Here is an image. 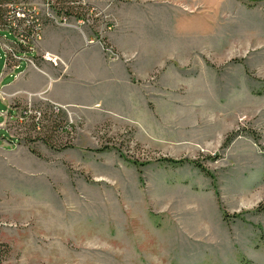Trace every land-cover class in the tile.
Segmentation results:
<instances>
[{"label": "rangeland", "instance_id": "1", "mask_svg": "<svg viewBox=\"0 0 264 264\" xmlns=\"http://www.w3.org/2000/svg\"><path fill=\"white\" fill-rule=\"evenodd\" d=\"M185 1L164 5L168 42L121 43L131 59L104 42L112 17L51 9L43 33L48 22L96 26L102 41L87 42L123 76L94 86L75 60L71 105L36 101L35 119L0 125L14 138H0L7 264H264V0Z\"/></svg>", "mask_w": 264, "mask_h": 264}, {"label": "crops", "instance_id": "2", "mask_svg": "<svg viewBox=\"0 0 264 264\" xmlns=\"http://www.w3.org/2000/svg\"><path fill=\"white\" fill-rule=\"evenodd\" d=\"M86 1L88 15L93 14L95 18L97 17V22H102L106 15L116 21V23L114 22L115 28L104 34V42H109L119 49L127 59H131V55H136L137 52L134 50L132 52V49L125 48L121 43L169 41L168 32L164 29V25L167 24H164L162 20L164 18L163 10L166 9L165 18L168 17L169 10L164 5L176 0H119L118 2L114 0L115 3L110 6V10L105 8L100 0ZM195 1L186 0L185 2L188 6L193 7ZM154 9L162 11L161 17L146 15L145 12H154ZM124 17L129 20L128 23L124 22ZM150 19L153 21H149ZM155 19L156 21H154ZM151 28L158 30L159 34L157 33L156 37L150 34ZM94 29L95 32L90 33L83 28L79 29L71 25L59 26L54 22L46 23L37 51L39 55L49 53L53 57H59L61 65L55 67L46 61L43 64L44 60L39 56L37 63L43 68L41 70L33 68L24 61L17 65L6 66V50L3 45L13 46L15 40H9L6 34H0V125L6 123L9 118H15V105H32L36 101L64 106L71 105L69 100L72 96L70 95L71 88L68 85L70 81H74L71 75H75L74 69H72L75 60L77 62L84 60L86 71L81 69L78 64L76 67L80 69L78 71L83 76L82 81L94 86L105 83L107 79L115 80V76L118 78L122 75L117 73L112 65L107 67L103 45L87 42L88 37L98 38L100 36L99 29L96 26ZM0 32L7 33L9 31L1 30ZM95 67L97 68L95 69ZM126 76V79L129 80L128 72H126ZM0 138L14 142V138L9 134L7 128H0ZM0 141L2 142L1 139Z\"/></svg>", "mask_w": 264, "mask_h": 264}, {"label": "built area", "instance_id": "3", "mask_svg": "<svg viewBox=\"0 0 264 264\" xmlns=\"http://www.w3.org/2000/svg\"><path fill=\"white\" fill-rule=\"evenodd\" d=\"M50 11V7L46 4L30 6L19 3L7 6V12L3 16V23H1L2 25L0 24V31L7 30L11 32L16 36V40L13 46L3 45L6 50V66L17 65L21 61L35 66L39 56L44 61H51L49 54L39 55L37 51L38 41L43 33L45 18H55ZM86 21H89L88 18L80 22L84 23ZM96 39H98L97 42L102 41V37ZM91 42H94V38ZM106 50L110 51L109 48H106ZM55 60L56 58H53L52 62L56 63ZM54 108L56 110L60 109L58 105H54ZM29 113H32V110H29ZM38 114L40 115V113Z\"/></svg>", "mask_w": 264, "mask_h": 264}, {"label": "trees", "instance_id": "4", "mask_svg": "<svg viewBox=\"0 0 264 264\" xmlns=\"http://www.w3.org/2000/svg\"><path fill=\"white\" fill-rule=\"evenodd\" d=\"M43 3V2H42ZM74 3V4H73ZM13 4H19L17 0H0V24L3 23V16H5L7 12V6ZM50 7V9H53L56 13V15L60 18H73L76 20H85L89 17L88 15V9L87 6L81 2V0H44V3ZM50 18H45L44 22H46ZM2 25V24H1ZM29 110H31L30 105H15L14 112L16 114L20 113V116L25 118L29 117L32 113H29ZM33 119H35V115L30 116ZM39 123V122H38ZM38 123L34 120L32 124L37 129ZM56 123V120H55ZM58 127V125H57ZM235 135V134H233ZM233 135L228 136L226 139V144L230 143V141L233 139ZM165 161L172 163V164H183L185 162H189V160H174V159H164ZM194 163L202 172L205 174L213 177L211 172L205 168L203 165L196 161H191ZM136 163V162H134ZM11 255V246L0 240V264H7V261Z\"/></svg>", "mask_w": 264, "mask_h": 264}, {"label": "bare ground", "instance_id": "5", "mask_svg": "<svg viewBox=\"0 0 264 264\" xmlns=\"http://www.w3.org/2000/svg\"><path fill=\"white\" fill-rule=\"evenodd\" d=\"M74 4V3H73Z\"/></svg>", "mask_w": 264, "mask_h": 264}]
</instances>
